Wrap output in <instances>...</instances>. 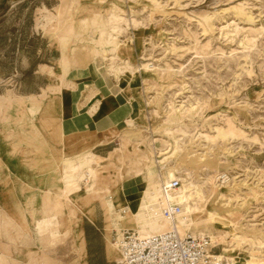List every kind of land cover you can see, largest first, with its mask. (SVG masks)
Masks as SVG:
<instances>
[{
    "label": "rangeland",
    "instance_id": "rangeland-1",
    "mask_svg": "<svg viewBox=\"0 0 264 264\" xmlns=\"http://www.w3.org/2000/svg\"><path fill=\"white\" fill-rule=\"evenodd\" d=\"M19 1L0 0V105L20 93L18 83L39 63L60 73L50 75L55 91L73 79L71 69L81 77L94 62L138 85L134 92L140 93L143 114L137 130L123 143L120 137L109 158L95 164L90 154L71 170L74 176L85 165L80 180L88 200L122 182L124 192L135 197L142 187L141 210H128L120 221L156 235L161 221L154 223L152 192L162 193V183L172 180L194 185L196 211L192 223H181L182 231L219 238L213 241L216 255L238 264L251 255L264 264V0ZM24 114L31 120L43 116ZM19 120L4 113L0 128L13 131ZM228 120L239 130L237 138L202 136H216V128L227 129ZM50 132L54 143L57 135ZM48 160L35 158L34 168L53 167ZM12 217L17 227L3 229V237L11 258L22 259L2 264H62L47 240L34 257L32 246L21 249L22 236H32V228L28 223L20 229L23 217ZM67 239L75 264L77 244Z\"/></svg>",
    "mask_w": 264,
    "mask_h": 264
},
{
    "label": "crops",
    "instance_id": "crops-1",
    "mask_svg": "<svg viewBox=\"0 0 264 264\" xmlns=\"http://www.w3.org/2000/svg\"><path fill=\"white\" fill-rule=\"evenodd\" d=\"M104 68L94 62L81 77L71 69L73 79L63 83L62 91H55L51 90L50 77L57 78L60 73L46 63H39L32 68L30 78L18 83L20 93L0 105V124L4 113L20 116L13 131L0 128V264L22 259L18 255L11 258L10 242L3 237V229L17 227L14 214L23 217L22 224H18L20 229L27 228L28 223L32 228L33 237L24 234L20 247L32 246L33 257L35 249L47 240L54 250L57 248L62 264H70L67 253L70 236L78 248L75 264H121L123 256L114 245L115 233L133 230L131 225L124 226L120 218L128 210H141L142 187L135 197L134 193L124 192L122 182L116 189H104L88 200L84 194L87 190L83 189L85 181L80 180L85 165L71 175L73 167L83 164L90 154L96 157L91 160L95 164L101 162L98 159L109 158L118 149L114 147L118 139L121 137L123 143L124 137L137 130L135 124L143 114L140 93L138 96L134 92L138 85L127 76L113 75L108 67L103 72ZM39 77L45 82L34 84L33 80ZM39 111L43 116L36 115L32 120L24 114ZM41 122L46 125H40ZM51 128L57 135L54 143ZM14 142L22 148L18 150L17 146L16 150ZM56 153L61 155V163L57 162ZM35 158L49 159L53 167L34 168ZM145 175L147 184L150 177ZM18 185L23 188L15 189ZM49 257L50 253L46 255Z\"/></svg>",
    "mask_w": 264,
    "mask_h": 264
},
{
    "label": "built area",
    "instance_id": "built-area-1",
    "mask_svg": "<svg viewBox=\"0 0 264 264\" xmlns=\"http://www.w3.org/2000/svg\"><path fill=\"white\" fill-rule=\"evenodd\" d=\"M180 187L181 183L177 180L163 182L161 187L165 199L164 204L159 200L161 213L172 223H176L182 212L181 205L176 201ZM114 244L121 248V264H238L226 258L218 259L215 256L216 246L210 238L190 233L181 236L175 229L148 237H142L135 230H122L115 233Z\"/></svg>",
    "mask_w": 264,
    "mask_h": 264
},
{
    "label": "bare ground",
    "instance_id": "bare-ground-1",
    "mask_svg": "<svg viewBox=\"0 0 264 264\" xmlns=\"http://www.w3.org/2000/svg\"><path fill=\"white\" fill-rule=\"evenodd\" d=\"M148 67H149V65H143V68H148ZM226 127H227V129L216 128V134H217L216 136H213V137L212 136H209V135H202V136L207 141H210L214 137H219V138L225 140V139L237 138L239 136V130L235 127V125L232 124L231 121L228 120L226 122ZM177 181H179V180H177ZM179 182L181 183V181H179ZM182 186L183 185L181 184L180 189L177 191V194L178 195H177V198H176V201L182 207V212L178 216L176 223H172L168 219L164 218L163 215H162V213H161V206L159 205V200L161 199V202H163V204L165 203V199L163 198L162 193L160 191H158V190H155L150 195L149 199H150V202L153 205V208H154L153 211L155 213V217H153L154 220H155L154 223H158V222L161 221L160 222V225H159V228L157 230L158 233L156 235L165 234V233L171 231L172 229L177 230L181 236H184V235H187V234L190 233L189 231H187V232L182 231L181 223H183V224L192 223L191 216L196 211L195 195L199 192V189H197L198 187H196L194 185H191V184L189 185L190 186L189 188H188V186L187 187H182ZM169 200L172 201L173 200L172 197H170ZM168 222H169V226H168V229H166V227L168 225ZM137 232H139V234L142 237L154 236V235H145V234H142L140 231H137ZM199 237H206V236L204 234H201V236H199ZM210 239H211V241L213 243V241H216L219 238H213V237H211ZM114 245L117 247V249H119L121 251V248L118 245H116V244H114ZM237 246L239 247V243H237ZM229 251L230 252H233V251H235V249H233V250H224L225 253H229ZM121 253H122V251H121ZM223 255H219L218 254V255H216V257L218 259H221V258L226 257L225 255L224 256ZM260 262H261L260 258L254 256V255H251V260L246 261V264H259Z\"/></svg>",
    "mask_w": 264,
    "mask_h": 264
}]
</instances>
